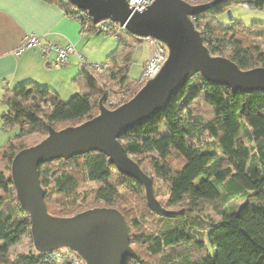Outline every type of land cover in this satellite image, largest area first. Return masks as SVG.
Here are the masks:
<instances>
[{"label": "trees", "instance_id": "1", "mask_svg": "<svg viewBox=\"0 0 264 264\" xmlns=\"http://www.w3.org/2000/svg\"><path fill=\"white\" fill-rule=\"evenodd\" d=\"M42 1L61 4V0ZM214 1L218 0H199L198 4ZM243 4L252 10L264 8V0H220L194 16L193 25L211 56L225 57L241 70L264 67V24L246 28L232 22L225 27L216 21V16L228 7ZM61 8L80 23L81 33L102 34L91 20L85 28L86 19H79L78 9L70 3L61 4ZM111 28L112 33L117 31L116 25ZM118 41V47L107 58L108 70L99 76L84 65L74 79L84 92L67 102L35 83L3 93L1 105L7 107L1 115L3 127L21 125V129L0 151V157L8 161L9 173L5 177L0 170V181L4 180L6 192L13 194L0 196V242L11 245L23 235H30L29 217L16 200L10 174L14 156L28 148L22 139L37 134L42 141L48 127L59 131L77 126L99 114L100 102L114 110L141 89L142 85L130 80L128 72L135 51L145 40L125 32ZM108 84H116L119 89L114 91ZM121 143L141 170L149 176L145 163L153 178L163 185L166 198L161 201L149 176L154 195L164 209L180 206L186 198L214 202L225 196L246 199L250 193L257 203L230 212L219 211V222L192 216V205L176 212L175 217H161L148 207L139 182L121 175L102 153L90 152L39 166L47 212L54 217H71L94 208L118 210L126 221L131 245L138 248L134 249L136 258L126 264H150L142 259L140 251L158 258L155 264H264V92L233 94L229 88L214 86L197 74L164 113L126 133ZM215 146L219 153L213 150ZM199 178L204 180L197 183ZM83 184L93 186L80 192ZM141 196L144 211L131 203ZM57 197L63 199L60 207L51 208L52 199ZM33 249L30 255L11 258L2 247L0 264H43L45 256L58 250L82 260L66 248L50 252Z\"/></svg>", "mask_w": 264, "mask_h": 264}, {"label": "water", "instance_id": "2", "mask_svg": "<svg viewBox=\"0 0 264 264\" xmlns=\"http://www.w3.org/2000/svg\"><path fill=\"white\" fill-rule=\"evenodd\" d=\"M87 12L97 25L111 20L138 38H152L168 50L167 60L152 80L136 95L114 110L99 104V114L77 126L56 131L34 146L20 150L10 166L16 200L27 212L30 236L38 252L69 249L85 264H126L135 259L128 227L122 214L113 208H94L71 217H54L47 212L45 191L40 185L39 166L48 162L100 152L123 176L139 182L152 212L175 217L154 195L153 181L129 157L121 138L165 112L186 84L197 74L214 85L250 94L264 92V67L241 70L225 57L211 56L190 17L217 5L190 6L181 0H156L142 12H131L127 0H65Z\"/></svg>", "mask_w": 264, "mask_h": 264}, {"label": "crops", "instance_id": "3", "mask_svg": "<svg viewBox=\"0 0 264 264\" xmlns=\"http://www.w3.org/2000/svg\"><path fill=\"white\" fill-rule=\"evenodd\" d=\"M61 4L42 0H0V101L3 93L19 85L35 83L56 89L55 83L70 84L82 71L81 66L76 68L79 59L75 55H69L67 64L55 69L52 67L55 53L43 57L38 49H25L16 54L24 40L35 36L42 46L71 44L77 52L88 55L84 41L87 45L89 38L81 33L79 22L68 16ZM147 49L142 66L148 57V43Z\"/></svg>", "mask_w": 264, "mask_h": 264}, {"label": "rangeland", "instance_id": "4", "mask_svg": "<svg viewBox=\"0 0 264 264\" xmlns=\"http://www.w3.org/2000/svg\"><path fill=\"white\" fill-rule=\"evenodd\" d=\"M216 21L218 24L223 25L225 27L229 26L232 22H239L244 27L251 28L253 24H256V23L264 24V8L262 10H247L241 6L232 5L228 7L224 12L217 15ZM120 33H121V36L123 37L125 36V32H120ZM87 37L89 38V41L87 42V45H86V40L84 41V47H87L88 55L84 54V52L82 53L81 51L78 52L80 55L86 58L85 64L88 67H92L95 65L100 66V65L106 64L107 58H109V56L118 47V42H119L118 38H115L112 35H104V34L93 35V36L87 35ZM150 48L151 47L149 45V52H150ZM147 51H148L147 43H145V41L143 42L141 47H139V49L135 51L136 53H135L134 58L132 59V64L128 72V77L130 78L131 81L138 80L140 73H141V69H142V62H143V59L146 57ZM77 62H78V66L76 67L77 70H78V67L80 66H81L80 68L82 69L84 65L80 62V60H77ZM77 76L78 75L73 77V79H71L70 84L68 83L67 85L66 84L61 85V84L55 83L56 89H50V90L55 92L59 96L61 101L67 102L72 96L76 94H82L84 92L83 87L79 83L74 81V79L77 78ZM108 85L114 91L119 89V87L116 84L114 85L108 84ZM109 87L108 89L111 90V88ZM128 96H129V93H128ZM6 111H7V107L2 106L1 101H0V151L7 145L9 141L13 140L20 133V129H21V125L13 126L10 128L3 127V124L1 121V115L3 112H6ZM22 126H24V124ZM40 140H41V137L39 135L29 134V135H26L22 139V144L24 146L29 147L35 144L36 142L37 143L40 142ZM246 145L249 148L251 147V144L249 142H247ZM213 150L219 153L216 146L213 148ZM6 167H8V161L0 157V170L4 172L5 177L9 176V173L6 172ZM144 167L148 171L149 176L152 177L154 181V187L156 190L155 192L157 195V199L158 200L160 199L161 201H163L166 198V190L164 189L163 185L160 182L156 181L153 178V175L151 174L149 167L146 166L145 163H144ZM203 180L204 178H199L197 179L196 182L198 183ZM3 183H4V180H3ZM3 183L0 181V196L1 195L7 196L11 194V192L9 193L6 192L8 188H6V186H3ZM92 186L93 184L91 185L83 184L80 187V192L87 191L88 188ZM224 198L223 199L219 198L218 200L214 202H206L203 200L193 201V200L186 198L182 205L174 206L172 208H169L168 210L181 213L185 211V209H187L186 207L192 205L190 206L194 211L193 213L194 215L192 216L199 217L206 222H219L221 219L219 211L230 212V211H234L238 209L242 205H245V204L254 205L257 203L253 194L251 193L249 194V197L246 199L232 198L230 196H225ZM62 201L63 199L60 197H57L54 200L52 199V205L50 207L51 208L55 207L57 209V207ZM135 201L136 202L134 203L131 202L132 205L134 204L133 207H138V210L144 211L145 204L142 200V196L135 199ZM131 246L133 249H136V250L138 249L133 244ZM2 247L7 249V252L11 258H14L15 256L19 254L30 255L34 252L32 239L29 234L23 235L22 237H20V239L17 242L11 245H7L4 242H0V248ZM140 254H142V259L146 263L155 264L158 260V258L149 257L146 254H143V252L141 251H140Z\"/></svg>", "mask_w": 264, "mask_h": 264}, {"label": "built area", "instance_id": "5", "mask_svg": "<svg viewBox=\"0 0 264 264\" xmlns=\"http://www.w3.org/2000/svg\"><path fill=\"white\" fill-rule=\"evenodd\" d=\"M63 3H65V0H61ZM156 0H127L128 8L131 12H142L146 10L149 6H151ZM184 3L190 5V6H196L200 5L198 4L199 0H181ZM244 9L252 10L247 4L241 5ZM77 16L81 20H85L86 25L85 28H88V23L91 20V18L88 16L87 12L85 11H78L76 10ZM191 22L193 23L195 18L190 17ZM92 21V20H91ZM80 25V23H79ZM113 25H116L117 31L115 33L111 32V27ZM98 31L102 32L104 35H112L115 38H118L121 33L120 32H126L124 28L119 27L116 23H114L111 20L103 21L98 24ZM145 42H147L150 45V52L149 55L144 62L140 76L138 80L136 81V84L142 85V87L150 80L154 79L161 69L163 68L167 57H168V50L166 46L158 42L152 38L144 39ZM25 49H38L41 51V54L43 57H48L50 53H55V59L52 62V67L55 69H58L64 65L67 64L68 56L69 55H75L78 57L80 62L87 66L85 64V60L82 55H80L73 45L67 44L64 47H60L54 44L42 46L40 39L35 36H31L28 39L24 40L19 49L17 50L16 54H20ZM93 69L95 74L102 75L104 74L109 66L107 64H103L100 66H92L90 67ZM105 87L108 89V87L105 85ZM43 264H83L84 262L82 260H79L77 257H75L72 254L66 253L64 250H58L53 251L49 253L47 256H45L42 259ZM85 264V263H84Z\"/></svg>", "mask_w": 264, "mask_h": 264}]
</instances>
